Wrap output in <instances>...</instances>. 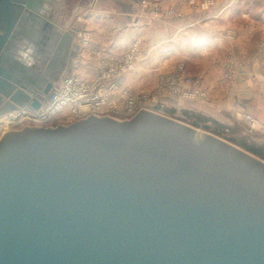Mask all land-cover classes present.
<instances>
[{"label":"water","instance_id":"water-1","mask_svg":"<svg viewBox=\"0 0 264 264\" xmlns=\"http://www.w3.org/2000/svg\"><path fill=\"white\" fill-rule=\"evenodd\" d=\"M41 6L0 0V118L51 93L11 63ZM159 111L4 132L0 264H264V160Z\"/></svg>","mask_w":264,"mask_h":264},{"label":"rangeland","instance_id":"rangeland-1","mask_svg":"<svg viewBox=\"0 0 264 264\" xmlns=\"http://www.w3.org/2000/svg\"><path fill=\"white\" fill-rule=\"evenodd\" d=\"M76 1L79 0H63L57 3L61 5L60 25H69V23L71 25H81L86 21V9L83 10L82 7H87L88 4L84 0V3H81L80 6L72 7ZM175 1H177V4L186 6L192 12L203 11L208 13L215 11L216 16H221L228 9L231 10L228 20L234 24V27L219 32L220 36L222 35L226 41L230 42V49L224 53L225 51L222 52V48L210 45L206 52L201 53L202 48H195L191 58L179 60L169 70H160V73L153 79V87L148 90L137 89L125 84L127 74L134 71L138 62L139 50L137 44H134L123 53L102 59L98 66V73L94 78H86L74 71L52 78L53 83H61L63 78L68 75H74V77L88 83L94 82L102 72L103 62H110L118 58L115 61H121L117 62L120 66L124 61L123 56L134 49L136 55L131 70L120 73L119 77L115 76L117 77L116 88L108 94V100L114 106L104 109L103 114L118 120H127L132 117V112L127 111L130 101L133 102L132 110L134 112L142 106L157 105L161 107L159 113L162 115L186 124L198 121L201 125H209V130L203 128L201 130L229 141L243 150L242 145L252 148H264V125L252 114L250 108H239L234 100L235 95H238L240 99L246 98L248 95L246 92L235 93L238 85H253L256 81L254 78L255 73L264 76V30L259 24L263 19L262 16H264V0ZM146 3L152 7L153 12L157 15L166 18L181 17L180 12L175 9L176 6H169L162 13L159 4L150 0H147ZM258 7H261L263 11L256 12ZM71 11L76 12L73 18L70 17ZM77 12L79 13L77 14ZM211 15L213 16V13ZM252 16L255 19H252ZM30 24L28 22V25L26 27L24 25L21 30L18 40L25 44L17 47V50L26 60L31 59L33 56L34 60L29 64L32 65L34 70L41 72L42 57L44 58V55L40 52L29 51V41L37 38L35 35L32 36L29 29ZM249 24H254L255 29L252 28L254 35L251 36V33L247 37L242 36V30H246ZM88 37V32H80L81 47H86ZM238 40H240V44H237ZM21 47H23L24 52L21 51ZM109 80L102 78L100 84L105 86ZM260 88L255 92V95L259 97L262 96V92L259 91ZM12 114L9 113V116L6 115L7 117L0 118V138L4 132L20 130L24 126L55 127L75 122V118L71 116L67 109L45 123L21 118L10 120Z\"/></svg>","mask_w":264,"mask_h":264},{"label":"crops","instance_id":"crops-1","mask_svg":"<svg viewBox=\"0 0 264 264\" xmlns=\"http://www.w3.org/2000/svg\"><path fill=\"white\" fill-rule=\"evenodd\" d=\"M40 1L41 8L36 13L32 12L33 17L26 19L24 25L26 27L28 22L31 23L30 32L37 37L29 41V51L44 55L41 72L29 64L33 62V56L28 61L18 53L17 47L25 44L20 40L14 42L15 50L11 58L12 70L25 77L27 84L36 82L35 77L40 75L53 82L52 78L74 71L86 78H94L102 59L123 53L137 44L138 62L134 71L127 74L125 84L148 90L153 87V79L160 70H169L179 60L191 58L193 49L202 48L201 53H204L213 45L226 53L231 46L219 34L220 31L234 27L228 20L231 12L229 9L221 16H216L215 11L192 12L175 0H150L160 5L162 13L169 6H176L175 9L181 14L179 18H166L154 13L146 3L147 0H85L88 5L82 9H86V21L81 25H60L61 5L57 3L63 0ZM81 3L84 0L76 1L72 7L76 8ZM261 11V7L256 8V12ZM70 15L73 18L76 12L71 11ZM262 17L259 24L264 30ZM252 19L255 17L252 16ZM252 28L255 29L254 24H249L241 35H254ZM83 31L88 32L89 36L86 47L80 46V32ZM64 35L68 37L67 40ZM256 74V84L238 85L235 90V93L240 94L246 92L247 97L240 99L235 95L234 100L239 108H250L252 114L264 125V76ZM258 88L262 92L261 97L255 95Z\"/></svg>","mask_w":264,"mask_h":264},{"label":"built area","instance_id":"built-area-1","mask_svg":"<svg viewBox=\"0 0 264 264\" xmlns=\"http://www.w3.org/2000/svg\"><path fill=\"white\" fill-rule=\"evenodd\" d=\"M135 55L134 49L124 55V61L120 66H118L117 62L121 61H115L118 58L110 62H103L104 67L99 74V78L91 83L74 77V75L66 76L61 83H53L50 95L46 97L40 95L39 99L42 100V106L39 111L21 110L16 112L13 117L11 116L10 120L21 118L23 120L45 123L66 109L69 110L75 121L90 115L109 116L102 113L104 109L113 105L108 100V94L116 88L117 77H119L120 73L131 70ZM102 78L110 79L107 85L103 86L100 84ZM133 106L132 101L127 106V111L132 112V116L140 110H151L155 107L142 106L134 112L132 110Z\"/></svg>","mask_w":264,"mask_h":264},{"label":"trees","instance_id":"trees-1","mask_svg":"<svg viewBox=\"0 0 264 264\" xmlns=\"http://www.w3.org/2000/svg\"><path fill=\"white\" fill-rule=\"evenodd\" d=\"M198 122V121H197ZM245 151L259 157L260 159L264 160V148H252L247 145H242Z\"/></svg>","mask_w":264,"mask_h":264},{"label":"bare ground","instance_id":"bare-ground-1","mask_svg":"<svg viewBox=\"0 0 264 264\" xmlns=\"http://www.w3.org/2000/svg\"><path fill=\"white\" fill-rule=\"evenodd\" d=\"M39 94H40V93H39ZM21 110H22V109H20V110L18 109V110H16V111L11 112V113H13V114H12V117L16 114V112H19V111H21ZM7 116H9V114H7ZM7 116L5 115V117H7ZM7 119H8V118H7Z\"/></svg>","mask_w":264,"mask_h":264}]
</instances>
